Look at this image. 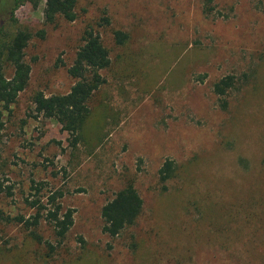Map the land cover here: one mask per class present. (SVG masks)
<instances>
[{
    "label": "rangeland",
    "instance_id": "rangeland-1",
    "mask_svg": "<svg viewBox=\"0 0 264 264\" xmlns=\"http://www.w3.org/2000/svg\"><path fill=\"white\" fill-rule=\"evenodd\" d=\"M78 2L73 23L47 24V0L15 12L34 35L26 49L32 72L17 102L0 104V264L247 260L258 248L248 234L264 237V228L236 219L263 210L264 0H215L212 16L201 0ZM88 24H99L112 65L73 146L57 121L35 112L33 98L70 92L68 69ZM117 31L129 35L123 46ZM228 76L235 87L221 99L214 85ZM168 159L177 171L163 184ZM129 182L144 212L111 238L101 211ZM55 192L74 210L61 244L46 221L31 229L18 222L36 214L31 202L46 205ZM46 241L56 247L51 256Z\"/></svg>",
    "mask_w": 264,
    "mask_h": 264
},
{
    "label": "trees",
    "instance_id": "trees-1",
    "mask_svg": "<svg viewBox=\"0 0 264 264\" xmlns=\"http://www.w3.org/2000/svg\"><path fill=\"white\" fill-rule=\"evenodd\" d=\"M41 1L0 0V12L4 15L3 20H0V104L3 110H9L17 102L20 94L27 89L32 72L31 65L26 61V49L34 35L29 28L19 25L15 12L22 5L31 3L38 6ZM201 1L205 14L212 16L215 11L213 5L215 0ZM47 2V24L59 20L73 23L80 17L78 0H47ZM104 21L106 24L110 23L107 19ZM97 27L99 24H88L84 28L81 43L68 69L69 75L75 80L70 92L51 97L38 92L33 98L35 112L46 119L57 121L72 137L73 146L80 142L84 127L90 119L91 99L106 83L102 72L112 65L110 51L105 46ZM115 41L123 46L129 41V35L117 31ZM9 70L12 72L11 76L7 74ZM233 87H235L234 78L228 76L215 83L214 92L222 99ZM1 117L2 111H0V120ZM176 171L175 162L171 159L166 160L159 171L160 181L163 184L169 182L176 176ZM61 198L63 194L55 192L48 197L46 205H38L37 201L31 202L30 205L36 210V214L29 219L20 217L18 222L31 229L39 227L42 221H46L58 243H63L74 226V210H66L59 201ZM261 203L263 210L259 209L255 214L236 217L240 223L245 224L244 228L249 227L253 222L259 228H264V202ZM143 212L144 200L135 184L129 182L103 206L101 211L103 232L111 238H117L127 229L134 227ZM231 214V211L227 213L229 216ZM33 234L41 239L35 232ZM246 238L251 246L258 248L248 254L247 260H241L240 264H264V237H256L249 233ZM46 244L48 256H51L56 251V247L49 241H46Z\"/></svg>",
    "mask_w": 264,
    "mask_h": 264
}]
</instances>
